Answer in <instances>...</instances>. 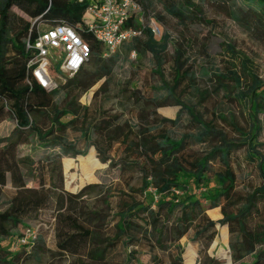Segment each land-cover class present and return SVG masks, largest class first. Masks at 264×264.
Masks as SVG:
<instances>
[{"label": "trees", "instance_id": "trees-1", "mask_svg": "<svg viewBox=\"0 0 264 264\" xmlns=\"http://www.w3.org/2000/svg\"><path fill=\"white\" fill-rule=\"evenodd\" d=\"M136 1L143 8L146 19L156 18L162 22V16L155 12L158 1L164 12L180 23L200 19V5L214 2L247 32H264V0H199V5L191 0ZM48 3L49 0H0V121L5 117L15 121L12 135L0 138V264H20L21 253L6 247L5 243L11 238L15 244L20 243L29 228L26 226L20 232V226L47 208H53L60 216H63L60 210L67 211L63 219L58 220L60 226L56 231L57 250L64 254L86 255L103 262L109 248L118 241L134 246L143 238L152 249L158 247L166 252L168 264H182L183 247L179 241L186 236L189 242L196 245L198 261L203 257L202 264H222L207 253L216 235L215 225L219 223L227 226L233 264H264V160H257L258 153L255 151V145H259L256 143L259 129L256 115L264 112V80L249 68L246 60L241 68L225 72L216 69L212 73L214 79L209 78L213 80L214 88L200 89V76L192 65H188V47L183 40H177L171 60V85L163 83L165 93L154 95L149 101L153 109L176 104L180 110H187L191 120L198 124L195 133L179 134L173 130L179 124L180 110L175 119H161L153 124L147 120L148 115L142 109L139 124L107 116L98 123L85 126L88 108L82 106L78 99L97 81L112 73L120 55L115 52L103 57L100 44L80 27L79 33L90 47L88 62L54 90H44L31 78L26 67L31 53L26 50L25 44L27 39L35 38V26L11 8L17 7L31 19H41L49 25L63 21L73 27H78L85 9V4L77 0H51L49 10L45 12ZM133 25L140 26L137 22ZM143 34L146 41L141 42L136 37L123 46L126 51L150 52L154 71L161 75L162 65L166 62L168 36H163L162 43H156L149 28L145 27ZM226 47L233 51L231 45ZM92 67L93 72L89 70ZM181 85L189 89L190 94H197L200 101L223 89L225 97L232 95V98L245 103L250 117L248 129L238 124L233 113L229 117L218 114V118L204 121L193 112L191 99L186 97L190 105L180 100L176 90ZM152 115L157 116L154 110ZM79 119L85 121L77 127ZM216 120L231 127L234 140ZM73 128H77L85 141L99 138L92 144L102 156V161L110 158L107 152L117 142L122 157L113 164L117 163L122 169L138 166L139 191L142 193L151 188L157 195L155 207H151L147 201L133 194L118 192V211L114 215L117 221L113 225V235L107 240L112 247L101 248L98 243L100 236L89 227L93 220L100 219V214L92 210L84 211L81 206L86 190L97 184H88L76 193L64 189L62 157L85 154L74 149V143L68 140L67 133ZM31 138L37 147L43 149L42 152L19 156V146L29 144ZM189 140L203 146L202 151L185 156ZM241 145L248 146L247 157L256 161L261 176L260 185L243 193L236 189L237 177L232 168L234 151ZM87 159L94 161L93 156ZM213 161L219 163L220 170L212 168ZM70 163L71 159H66L65 168ZM73 180L72 176L67 184ZM28 183L34 185L28 186ZM7 184L13 191L4 197ZM128 188L134 191L132 187ZM105 205L108 208L109 202L106 201ZM217 207L222 217L213 221L206 211ZM41 241L37 235L26 244L31 248ZM136 254L131 249L126 264L135 260ZM158 258L156 254L150 256L152 263L159 264Z\"/></svg>", "mask_w": 264, "mask_h": 264}, {"label": "rangeland", "instance_id": "rangeland-1", "mask_svg": "<svg viewBox=\"0 0 264 264\" xmlns=\"http://www.w3.org/2000/svg\"><path fill=\"white\" fill-rule=\"evenodd\" d=\"M191 1L196 5L200 4L199 0ZM200 6V13H198L200 19L196 18L180 23L168 16L162 9L160 2L156 1L155 12L159 13L163 20L160 22L153 18L160 26V33L153 35L154 40L156 43H162L163 36H168L165 49L166 62L162 65L161 75L156 74L154 71L155 67L152 64L150 52L143 53L141 50L126 51L125 47L121 46L116 51L120 57L113 67L112 73L108 77H103L97 81L78 99L82 106L88 108L85 126L98 123L107 116L111 119L112 117H119L122 120L127 119L134 124H139L142 109L147 113V120L150 124L158 123L161 119H175L180 106L172 104L153 109L149 99L154 95L165 93L166 90L162 88L163 83L171 85L173 77L171 60L175 41L177 40H183L188 47L190 57L188 65H192L198 76H200L198 78L200 89L212 90L214 88L213 80L210 81L209 78L214 79L212 73L216 69L225 72L227 69L241 68L242 62H246V60L249 68L264 80V32L258 31L253 34L247 32L232 20L218 3L209 2ZM11 11L30 21L31 24L34 22V19L28 17L17 7H12ZM37 24L38 22L35 21L33 26L36 27ZM39 26L41 27L42 24H39ZM139 38L141 42L146 41L144 34ZM226 45H231L233 51L228 50ZM89 70L93 72L94 68H89ZM202 72L203 74H201ZM51 75L58 85L68 78L67 76L58 75L53 68H51ZM201 75L203 76L201 77ZM228 82L231 83L230 80ZM100 86L101 89L98 90ZM176 91L180 96V100L184 103L189 104L186 97L192 100L194 104L193 112L204 121L218 118V114H225L229 117L230 113H233L238 124L248 129L250 117L246 104L232 98V95L225 97L226 91L223 89L204 101H200L197 94H190V90L183 85ZM153 110L157 114L156 117L152 115ZM179 118V124L173 128L174 131L179 134L195 133L198 124L191 120L187 110H180ZM85 120L79 119L76 126L79 127ZM256 120L259 127L256 137V143L259 145H255V151L258 153L256 157L257 160L260 158L264 160V112L258 113ZM216 121L221 123L220 128L229 134L230 139L234 140L231 127L225 126L219 120ZM165 125L170 127L168 123H165ZM14 128L15 121L10 117H5L0 121V138L12 135ZM67 136L68 140L74 143V149L84 151L85 154H69L62 157L64 189L76 193L88 184H97L96 187L86 190V194L83 196L84 203L81 206L84 211L92 210L100 214V219L93 220L89 227L100 236L98 242L100 247H108L107 240L113 235V225L117 221V217L114 215L118 211V200L120 199L118 192L126 191L133 194L136 198L147 201L151 207H155L157 195L151 188L142 193L139 191L141 180L138 166L131 165L122 169L117 163L113 164L122 157L121 150L117 149V142L107 152L110 158L102 161V156L98 155L95 145L92 144L96 140L98 142L99 138L93 137L89 142L85 141L81 138L77 128L70 129ZM187 143L185 156L200 153L203 149V146L194 141L189 140ZM247 149V145L239 146L234 151L232 158V168L237 177L236 189L240 193L261 184L260 171L257 168L256 161H250L247 157ZM42 150V148L36 146L35 140L31 138L29 144L20 145L17 151L18 155L22 156L28 153L40 154ZM89 156H93L94 161H89L87 159ZM66 159H71L68 168H65L64 165ZM211 166L214 170L221 169L219 163L214 161ZM72 176L74 177L73 182L67 184ZM212 181L215 183L214 180ZM32 185L34 184L28 183V186ZM128 186L132 187L134 191L129 190ZM4 189V197L9 196L13 191L9 184ZM106 201L109 202L108 208L105 205ZM59 213H62L63 216H60L53 208H47L37 217L27 219L24 225L20 226V232H23L26 226L34 228L43 242L41 241L30 248L27 244H15L13 238L6 241V247L16 253H21L20 264H126L128 252L131 249H134L137 254L135 260H131L130 264H158L151 262L150 256L152 254L159 257V264H168L169 260L166 252L158 247L152 249L143 238H140L141 240L134 246H126L119 241L114 247L109 246L112 248H109L103 262L96 261L86 255L76 256L61 253L56 247V231L60 226L59 221L67 214V211L62 209ZM206 213L213 221H217L222 217L219 207L209 209ZM215 229L216 235L207 253L218 259L222 264H233L228 248L227 226L217 223ZM192 233L193 230L190 232V236ZM179 242L183 247L182 264H202L203 257H200V261H198L196 245L189 242L188 237H182ZM94 245L96 244L94 243Z\"/></svg>", "mask_w": 264, "mask_h": 264}, {"label": "built area", "instance_id": "built-area-1", "mask_svg": "<svg viewBox=\"0 0 264 264\" xmlns=\"http://www.w3.org/2000/svg\"><path fill=\"white\" fill-rule=\"evenodd\" d=\"M77 1L85 4L78 27L63 21L49 25L41 19H35L34 22H38L35 27L36 36L33 40L26 41L25 48L31 53L26 63L27 71L46 91H52L58 86L51 75V68L55 69L58 75L60 72L64 76L72 77L88 62L90 47L79 33L80 27L87 30L100 44L103 56L115 53L124 44L140 37L145 27L149 28L153 35L160 33L159 24L151 18H145L143 8L136 0ZM50 4L51 0L45 12L49 10ZM134 22L140 26H134ZM36 236V230L29 227L19 242L26 244Z\"/></svg>", "mask_w": 264, "mask_h": 264}]
</instances>
